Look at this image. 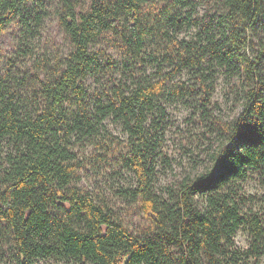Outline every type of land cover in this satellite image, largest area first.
<instances>
[{
  "label": "trees",
  "instance_id": "obj_1",
  "mask_svg": "<svg viewBox=\"0 0 264 264\" xmlns=\"http://www.w3.org/2000/svg\"><path fill=\"white\" fill-rule=\"evenodd\" d=\"M9 31L11 54L0 41V264H262L264 206L245 209L256 196L242 188L253 173L264 185V0H0V35ZM222 73L243 92L232 120L215 112ZM175 101L207 123L221 170L158 185L161 159L171 164ZM103 164L131 175L115 195L149 226L130 229L106 199L72 185Z\"/></svg>",
  "mask_w": 264,
  "mask_h": 264
},
{
  "label": "rangeland",
  "instance_id": "obj_2",
  "mask_svg": "<svg viewBox=\"0 0 264 264\" xmlns=\"http://www.w3.org/2000/svg\"><path fill=\"white\" fill-rule=\"evenodd\" d=\"M52 30L57 33V40L55 42L62 43L61 31L56 23L53 24ZM0 41L2 47L8 49L10 51L9 54H11L14 47L13 32L9 31L4 35H0ZM102 44L119 62H123V53L117 47L108 45L104 41ZM250 53L253 55L254 51L250 49ZM93 82L94 79L89 80V83ZM242 95L241 87L235 84V80L228 79L226 74L222 73L214 95V99L217 102L215 108L217 115L222 116L226 120H232L239 116L243 110ZM168 111L170 121L167 129L165 152L171 164L161 159L159 163L158 185L182 180L188 174L196 179L202 174H210L213 169L215 173L220 171L221 165H214L209 155L211 145L210 139L206 135V131L209 129L207 123L198 119V114L194 115L193 108L185 102L175 101L169 103ZM114 132L122 134L119 126L114 128ZM114 168L116 167L108 164L100 165V167L88 166L79 172L72 185L84 192L91 193L99 203H102L106 199L111 204L113 214L117 219L130 229L140 231L149 226V220L137 206L129 205L122 199H118L115 195L118 185H128L132 181V177L125 170L122 171V176H118L114 173ZM243 191L256 196V198L244 205L245 209L252 207L254 210H258L264 206V185L257 174L253 173L251 177L243 182ZM200 198L202 200V197ZM236 241L238 246L246 248L249 244L248 232L240 229L236 235ZM40 264L76 263L49 258L42 260ZM262 264H264V257Z\"/></svg>",
  "mask_w": 264,
  "mask_h": 264
}]
</instances>
